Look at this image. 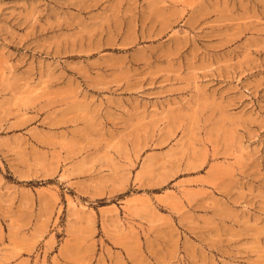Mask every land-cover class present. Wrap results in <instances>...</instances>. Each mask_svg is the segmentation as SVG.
<instances>
[{
    "label": "rangeland",
    "instance_id": "374dc122",
    "mask_svg": "<svg viewBox=\"0 0 264 264\" xmlns=\"http://www.w3.org/2000/svg\"><path fill=\"white\" fill-rule=\"evenodd\" d=\"M0 264H264V0H0Z\"/></svg>",
    "mask_w": 264,
    "mask_h": 264
}]
</instances>
